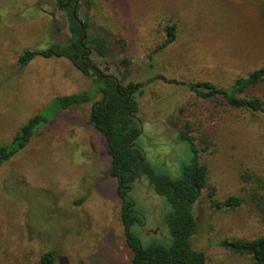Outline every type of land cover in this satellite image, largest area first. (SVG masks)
<instances>
[{
    "label": "rangeland",
    "instance_id": "1",
    "mask_svg": "<svg viewBox=\"0 0 264 264\" xmlns=\"http://www.w3.org/2000/svg\"><path fill=\"white\" fill-rule=\"evenodd\" d=\"M89 20L88 38L107 34L112 52L87 56L127 84L142 83L140 145L156 168L181 175L193 152L181 141L188 126L208 166V189L195 206L193 237L207 264H255L222 239L264 236V220L245 172L264 176V116L204 100L188 87L152 79L210 80L231 87L240 76L264 66V0H80ZM69 13L57 0H0V144L9 142L32 116L47 113L58 96L91 91L94 81L67 58L36 57L19 65L26 49L68 43ZM174 24L176 40L150 55ZM87 46L91 47L88 42ZM128 57L130 66L121 63ZM264 98V82L252 89ZM249 91L248 93H252ZM92 102L61 110L25 149L0 167V264H39L48 250L55 264H132L121 220L117 180L101 133L89 123ZM50 117V116H49ZM238 195L239 208L214 210L212 196ZM132 197L143 225L132 230L144 246L170 243V209L148 179L140 177Z\"/></svg>",
    "mask_w": 264,
    "mask_h": 264
},
{
    "label": "trees",
    "instance_id": "2",
    "mask_svg": "<svg viewBox=\"0 0 264 264\" xmlns=\"http://www.w3.org/2000/svg\"><path fill=\"white\" fill-rule=\"evenodd\" d=\"M68 1L57 0L61 6ZM73 5L74 0L67 5L70 41L52 43L46 48L26 49L19 57V65L25 67L36 57L67 58L76 68L93 79L94 92L101 93L102 96L93 101L94 93L84 91L56 97L48 114L41 112L32 116L9 142L0 144V167L25 149L36 132L49 123L57 112L93 101L89 123L101 133L107 143L111 159L109 174L117 180V193L122 203L121 220L128 245L134 252L132 264H207L205 254L197 250L193 243V237L198 231L195 206L209 186V169L200 158L201 152L207 147H198L186 126L180 131L179 138L189 143L193 156L184 164L181 175L173 177L151 164L139 142L144 133L139 116V96L143 84L135 81L125 84L116 76L101 70L96 61L87 58L88 49L85 46L88 42L91 49L102 58L111 56L112 48L107 34L95 35L85 40L84 29H89L91 23L81 17V3L78 4L76 17L72 14ZM165 31L166 39L155 48L150 55L151 60L155 53L164 50L176 40L177 29L174 24H167ZM121 63L130 66L132 62L128 57H124ZM152 79L183 85L204 100L222 99L232 108L264 116V98L252 92L253 88L264 82V66L246 76L238 77L231 87L219 86L210 80H177L163 74ZM249 91L252 93H248ZM142 176L148 179L153 190L164 197L170 206L164 218L170 232V243L153 242L144 246L132 230L134 225L144 223L131 194L133 186ZM242 177L246 182H256L251 197L264 220V176L245 172ZM211 196V207L214 210H232L243 204V199L238 195H230L225 199L214 198L212 193ZM221 244L235 252L251 256L255 264H264V236L254 239L224 238ZM55 262L54 250L45 251L39 260V264Z\"/></svg>",
    "mask_w": 264,
    "mask_h": 264
},
{
    "label": "flooded vegetation",
    "instance_id": "3",
    "mask_svg": "<svg viewBox=\"0 0 264 264\" xmlns=\"http://www.w3.org/2000/svg\"><path fill=\"white\" fill-rule=\"evenodd\" d=\"M79 1H80V0H79ZM70 2H71V0H69V1H68L66 4H64V5L62 4V6L64 7L65 10H67V5H68ZM75 2H76V0H74V4H75ZM78 4H79V3H78ZM60 6H61V5H60ZM77 8H78V6H77ZM73 10H74V5H73ZM79 11H80V9H79ZM72 14H73V11H72ZM84 34H85V38H86L85 40H87V30H86V29H84ZM85 48L88 49V50H87V52H88L87 54H89V53L91 54V53H92V49H91V48H89L88 46H85ZM87 58H89V57L87 56ZM89 59H90V58H89Z\"/></svg>",
    "mask_w": 264,
    "mask_h": 264
},
{
    "label": "water",
    "instance_id": "4",
    "mask_svg": "<svg viewBox=\"0 0 264 264\" xmlns=\"http://www.w3.org/2000/svg\"><path fill=\"white\" fill-rule=\"evenodd\" d=\"M79 0H76L74 4V10H73V15L76 17L77 16V6H78Z\"/></svg>",
    "mask_w": 264,
    "mask_h": 264
}]
</instances>
